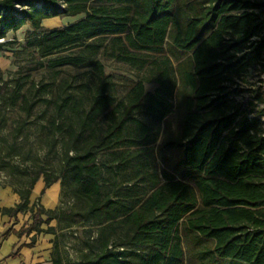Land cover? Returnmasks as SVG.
I'll use <instances>...</instances> for the list:
<instances>
[{
	"label": "trees",
	"instance_id": "obj_1",
	"mask_svg": "<svg viewBox=\"0 0 264 264\" xmlns=\"http://www.w3.org/2000/svg\"><path fill=\"white\" fill-rule=\"evenodd\" d=\"M263 13L264 0H0V38L29 26L23 47L32 55L80 48L48 58L53 66L80 65L102 50L150 71L131 82L126 100H117L110 74L95 62L102 80L89 104L65 98L55 107L59 114L68 107L75 124L54 138L57 165L30 153L14 161L21 126L9 139L3 112L21 100L28 111L35 104L21 85L0 76V174L13 178L20 197L16 206L0 207V216L31 211L33 219L6 234H33L30 247L41 233L54 234L51 264H264V121L260 112L249 116L253 101L235 98L250 91L251 70L262 56L264 38L255 36L262 34ZM79 14L85 16L66 26H43L46 18ZM7 44L0 42V52ZM138 112L163 122L162 134ZM102 114L107 124L99 132ZM154 145L160 165L153 156L155 168L142 176L146 190L136 196L130 173L121 170L136 167L135 158L151 155ZM121 149L127 156H119ZM104 152L114 156L107 166L119 167L124 194L117 187L104 192ZM40 179L46 187L60 181L56 208L30 205ZM78 217L91 223L88 238L75 258H64L60 232L80 226Z\"/></svg>",
	"mask_w": 264,
	"mask_h": 264
},
{
	"label": "rangeland",
	"instance_id": "obj_2",
	"mask_svg": "<svg viewBox=\"0 0 264 264\" xmlns=\"http://www.w3.org/2000/svg\"><path fill=\"white\" fill-rule=\"evenodd\" d=\"M84 16V14H79L60 17V22L50 29L74 23ZM262 19L264 20V13ZM28 30L29 26H24L17 31H10L6 38H0V42L10 41V44L5 45L4 50L0 52V76L4 79H10L12 86L21 85L22 93L27 96L29 103L35 104L31 111L24 108L22 100L15 108L6 105L5 112H3L7 116L4 134L11 139L17 128L21 126V137L18 140V153L20 155L15 157L14 161L22 162L25 154L30 153L29 157L33 160L57 165L60 146H53L54 138L62 139L67 135L70 126L75 124L68 107L64 108L63 114L57 113L55 107L57 104L62 103L65 98H71V101L79 100L84 106L89 104L92 96L100 89L102 80L95 62L100 61L104 65L105 72L110 74L107 81L111 82L109 87L117 100H126L131 82L149 76L150 71L146 68L138 70L126 63L117 61L110 56H106L102 50L80 65L53 66L52 62L47 61L48 58L75 54L80 51V48H68L49 57L32 55L28 49L23 47L27 40ZM261 37L264 38V28L262 34L255 36V39L260 40ZM142 53L149 54L152 57L159 56L147 51H142ZM250 81H252L251 87L245 86L246 88L250 87V91L237 94L235 98L244 104L253 101V105H247L249 116L252 117L256 112H260V118L264 121V49L262 56L256 61L254 68L251 70ZM147 87L152 89L155 85L147 83ZM109 110L110 108H107L104 114H107ZM104 114L97 118L96 126L99 132L100 128L106 127L107 124ZM137 116L146 120L154 129H159L160 134H162L163 122L155 121L144 112H138ZM54 119L56 122H54ZM160 141L161 138L156 144L158 145ZM157 145H154V149L149 151L151 155L142 152L139 158H135L136 160L133 162L136 167L127 166L121 170L122 175L130 173L133 192L136 196L141 195L146 190L147 182L142 179V176L145 172L155 168L156 163L153 161V156L157 158L160 165ZM117 152H119V156L125 155V149ZM146 156L148 159H144ZM113 159L114 156L111 153L104 152L99 155V161L105 162L104 192L113 194L117 187L121 195L125 193L124 187L120 188L118 183V180L121 181L122 175L118 177V174H116V172H120V169L119 167L109 168L107 166L108 162H112ZM143 160H147V162H143ZM1 175L5 177V181L8 183L14 181L5 172H2ZM116 179L117 186L115 185ZM123 185H125L124 182ZM64 201L66 204L71 202L68 199ZM77 222L80 226H74L72 231L64 229L60 232L59 252L64 258H75L78 250L84 246L88 238L89 234L84 229L90 227L91 223L79 220V217Z\"/></svg>",
	"mask_w": 264,
	"mask_h": 264
},
{
	"label": "crops",
	"instance_id": "obj_3",
	"mask_svg": "<svg viewBox=\"0 0 264 264\" xmlns=\"http://www.w3.org/2000/svg\"><path fill=\"white\" fill-rule=\"evenodd\" d=\"M60 22V16L46 18L43 26L51 28ZM61 198V183L57 181L49 187L45 186L43 179H40L30 196V205L39 204L46 209H54L59 204ZM20 202L19 195L15 192L13 185L5 181V177L0 174V207H14ZM40 202V203H39ZM33 222L31 211L19 213L17 218L7 215L0 216V264H51V252L55 235L52 233H41L33 246H26L31 242V235L24 234L21 237L11 232H6L13 228L19 230L23 225L26 227ZM56 220L51 221L50 226H55ZM48 224H42V228H47Z\"/></svg>",
	"mask_w": 264,
	"mask_h": 264
},
{
	"label": "built area",
	"instance_id": "obj_4",
	"mask_svg": "<svg viewBox=\"0 0 264 264\" xmlns=\"http://www.w3.org/2000/svg\"><path fill=\"white\" fill-rule=\"evenodd\" d=\"M61 6L63 7L64 5L62 4ZM15 7H16L18 10H21V8H22L21 5H19V4H16Z\"/></svg>",
	"mask_w": 264,
	"mask_h": 264
}]
</instances>
